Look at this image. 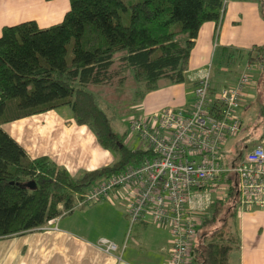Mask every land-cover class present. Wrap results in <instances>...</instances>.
<instances>
[{"label": "trees", "instance_id": "trees-1", "mask_svg": "<svg viewBox=\"0 0 264 264\" xmlns=\"http://www.w3.org/2000/svg\"><path fill=\"white\" fill-rule=\"evenodd\" d=\"M258 2L264 18V0ZM224 6L225 0H70L60 22L42 27L36 20H28L3 27L0 237L42 227L72 208L76 195L95 182L155 154L147 146L131 147L124 141L125 134L114 132L99 92L88 86L113 84L117 76H123L118 79L122 83L126 78L122 73L127 71L145 83L148 92L157 89L161 79L185 81L200 27L206 21L219 23ZM242 54V50L223 48L218 65L233 66ZM247 58L264 59V43L249 50ZM254 90L263 96L262 75ZM216 91L212 81L210 94L214 96ZM65 105L72 108L77 123L91 127L104 148L116 152L114 163L72 176L48 156L29 157L3 128L6 122ZM220 109L221 103L215 99L212 111ZM238 147V157L225 158L227 165L234 166L243 158L245 146ZM221 181L227 185L226 197L214 199L198 224L190 264H230L240 247L237 174L227 172Z\"/></svg>", "mask_w": 264, "mask_h": 264}, {"label": "crops", "instance_id": "crops-1", "mask_svg": "<svg viewBox=\"0 0 264 264\" xmlns=\"http://www.w3.org/2000/svg\"><path fill=\"white\" fill-rule=\"evenodd\" d=\"M258 1L225 0L220 22L206 21L199 29L191 50L186 80L181 83L170 82L156 92L143 91L142 102L133 107L137 108V116L153 112L151 110L156 107L152 103L158 101H164V106L176 104L173 107L190 108L194 98V77L200 68L208 64L212 65V81L216 92L234 83L248 61L247 52L255 45L264 43V18ZM69 8L70 0H0V36L4 26L23 21L36 20L42 27L60 22ZM223 48L242 50V57L233 66H219ZM216 72L223 73V76H217L214 74ZM261 73L255 71V78H261L262 75L264 79ZM117 77L113 81L123 76ZM125 81L119 82V85ZM108 85L91 84L88 88L92 90ZM101 90L96 88L94 91ZM261 96L254 86L248 89L239 112L242 126V113ZM133 117H129V126ZM3 128L25 148L29 157L48 156L72 176L111 165L117 159L100 144L91 127L76 122L74 112L68 105L6 122ZM124 134L128 145L139 143L136 135L129 137V129ZM239 134L227 141L225 154L238 157L239 150L235 152V147L243 145L239 140L233 149L227 151L226 147ZM263 141L264 134L262 139H255L251 147L245 146L244 154ZM124 207V203L103 200L64 214L58 220L57 227H39L0 237V264H166L171 246L168 228L147 221L130 226L127 212L123 214L121 209ZM76 210L79 212L75 213ZM129 227L130 234L125 239ZM237 227L241 238L240 247L233 253L230 264H264V209L238 208ZM102 237L116 242L119 251L110 254L99 248L97 244ZM130 237H133L132 240Z\"/></svg>", "mask_w": 264, "mask_h": 264}, {"label": "built area", "instance_id": "built-area-1", "mask_svg": "<svg viewBox=\"0 0 264 264\" xmlns=\"http://www.w3.org/2000/svg\"><path fill=\"white\" fill-rule=\"evenodd\" d=\"M263 69L264 59L248 60L235 82L212 96V65L200 68L190 108L167 106L131 118L129 137L136 135L139 146L152 148L155 154L95 182L76 195L72 208L42 227H57L64 214L87 205L120 202L125 204L130 226L147 221L168 228L171 246L166 264H190L198 224L214 199L226 197L223 174H237L239 210L264 209V141L234 166L224 162L223 153L227 141L241 131L239 112L248 89L256 87L255 71ZM215 99L221 103L218 112L212 111ZM97 245L110 254L120 249L104 237Z\"/></svg>", "mask_w": 264, "mask_h": 264}, {"label": "rangeland", "instance_id": "rangeland-1", "mask_svg": "<svg viewBox=\"0 0 264 264\" xmlns=\"http://www.w3.org/2000/svg\"><path fill=\"white\" fill-rule=\"evenodd\" d=\"M124 1L128 3L130 1H139V0H124ZM115 66H117V63L115 64ZM234 68L235 67H233L232 69ZM125 73H126V78H125L126 81L121 85H119L118 80L116 79L115 81H113L114 82L113 84H110L108 86H103V87L101 86L95 87L92 89L93 91L96 90V88L102 89L99 92L102 105L107 110L108 114L110 115L112 119L114 132L121 136L123 135V132L126 129L128 133V129L130 127L129 121H128L129 117L137 116V112H138L137 108H133V107L134 106L137 107L139 102H142L143 91H147L145 83L141 81H137L133 77V75L130 74L129 71L123 72L122 74H125ZM214 74L220 77L223 76V73L221 74L219 72H216ZM169 83H170L169 80L161 79L159 82V87L153 90V92L159 91L162 88V86L169 85ZM163 94L165 95V93ZM166 96H169V94H167ZM144 101H145V98H144ZM163 103L164 101H161V102L158 101L156 103L153 102L152 106L156 108L152 109L151 111L155 112V111L162 110L164 107H167V106H164L165 104ZM174 105L176 104H170V106L172 107ZM242 117H243L242 130L237 138L229 142L228 147H226L227 151L229 148L233 149V147H235L237 143L236 141L238 140L240 141L241 144L249 148L255 143V139L259 138L261 135L264 134V97L257 98L255 104L251 105L249 108L244 110V112L242 113ZM124 141L127 142L126 139H124ZM136 143L137 145L139 144L138 142ZM129 145L133 148L137 147V145L134 142L129 143ZM238 148L239 147L237 145L235 147V152L238 150ZM110 152L113 157H117L116 152H114L113 150H110ZM225 155L227 156L228 154H225ZM121 209L123 210V214H126L127 212L126 208L124 207ZM78 210H76L75 213L79 212ZM111 216L112 214L109 217ZM129 230H130V227L128 228V232H127V235L125 236V239L130 234ZM132 238L133 237H130L131 240ZM130 243L131 241L127 243L126 246L127 247L130 246ZM123 245H125V243L120 246L122 247Z\"/></svg>", "mask_w": 264, "mask_h": 264}, {"label": "water", "instance_id": "water-1", "mask_svg": "<svg viewBox=\"0 0 264 264\" xmlns=\"http://www.w3.org/2000/svg\"><path fill=\"white\" fill-rule=\"evenodd\" d=\"M30 185V184H29ZM32 185H35V183L34 182H32Z\"/></svg>", "mask_w": 264, "mask_h": 264}]
</instances>
